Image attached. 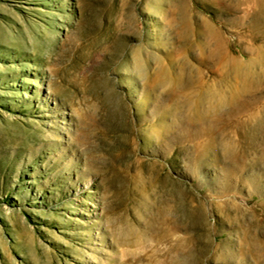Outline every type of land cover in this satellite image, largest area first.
I'll list each match as a JSON object with an SVG mask.
<instances>
[{"label": "rangeland", "instance_id": "rangeland-1", "mask_svg": "<svg viewBox=\"0 0 264 264\" xmlns=\"http://www.w3.org/2000/svg\"><path fill=\"white\" fill-rule=\"evenodd\" d=\"M0 264H264V0H0Z\"/></svg>", "mask_w": 264, "mask_h": 264}]
</instances>
